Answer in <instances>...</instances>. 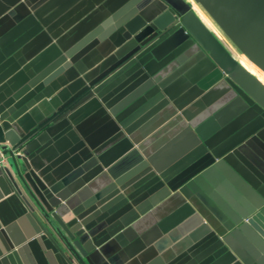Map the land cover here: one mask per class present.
I'll list each match as a JSON object with an SVG mask.
<instances>
[{"label":"crops","instance_id":"0c3cea01","mask_svg":"<svg viewBox=\"0 0 264 264\" xmlns=\"http://www.w3.org/2000/svg\"><path fill=\"white\" fill-rule=\"evenodd\" d=\"M130 1L0 0V117L33 126L107 71ZM201 52L107 74L27 149L92 235L111 233L97 264H264L247 221L264 211V114ZM17 210L0 201V264H66Z\"/></svg>","mask_w":264,"mask_h":264},{"label":"water","instance_id":"95a60500","mask_svg":"<svg viewBox=\"0 0 264 264\" xmlns=\"http://www.w3.org/2000/svg\"><path fill=\"white\" fill-rule=\"evenodd\" d=\"M217 25L234 48L264 72V0H194ZM121 47L110 68L95 80L67 89L61 105L33 126L13 125L0 117V201L16 200L19 214L34 224L33 234L58 251L66 264H97L94 251L111 233L92 235L83 218L65 197L58 195L43 173L36 171L28 148L34 137L54 117L77 105L107 74L131 70L147 58L160 60L187 42L198 44L242 95L264 114V84L239 64L235 54L204 18L185 0H131L116 19ZM19 126V127H18ZM24 147L25 153L20 149ZM120 182V181H118ZM71 204V205H70ZM97 213L96 211H94ZM247 221L264 236V211L257 210ZM64 237H63V236ZM70 251L60 244L63 239ZM101 250V249H100Z\"/></svg>","mask_w":264,"mask_h":264},{"label":"bare ground","instance_id":"6f19581e","mask_svg":"<svg viewBox=\"0 0 264 264\" xmlns=\"http://www.w3.org/2000/svg\"><path fill=\"white\" fill-rule=\"evenodd\" d=\"M185 1L189 5H191L200 15H202L204 17L203 10L194 2V0H185ZM209 26L212 28L213 31H215V29L212 25L209 24ZM221 40L235 54L239 64L242 65L245 69H247L251 74H253L258 80H260L264 84V72H262L259 68H257L247 57H245L241 53L237 52L229 42H225L222 38H221Z\"/></svg>","mask_w":264,"mask_h":264},{"label":"rangeland","instance_id":"374dc122","mask_svg":"<svg viewBox=\"0 0 264 264\" xmlns=\"http://www.w3.org/2000/svg\"><path fill=\"white\" fill-rule=\"evenodd\" d=\"M204 12V11H203ZM202 16V15H201ZM203 17V16H202ZM210 25H212L216 31V34L222 38L225 42H229V40L225 37V35L222 33V31L217 27V25L207 16V14L204 12L203 17ZM214 31V32H215ZM230 43V42H229ZM231 44V43H230ZM232 45V44H231ZM233 46V45H232ZM234 47V46H233ZM235 49V48H234ZM236 50V49H235ZM237 51V50H236ZM238 52V51H237Z\"/></svg>","mask_w":264,"mask_h":264}]
</instances>
